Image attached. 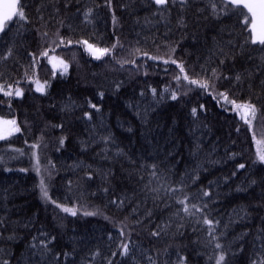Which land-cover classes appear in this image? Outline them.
<instances>
[{"label":"trees","instance_id":"16d2710c","mask_svg":"<svg viewBox=\"0 0 264 264\" xmlns=\"http://www.w3.org/2000/svg\"><path fill=\"white\" fill-rule=\"evenodd\" d=\"M21 3L27 19L0 32V85L23 89L0 92L20 128L0 141V264H261L264 50L241 14L222 0ZM83 40L117 47L96 59ZM180 65L210 88L177 82ZM220 93L256 106L252 129ZM185 196L203 211L183 212Z\"/></svg>","mask_w":264,"mask_h":264},{"label":"snow or ice","instance_id":"6c2138e0","mask_svg":"<svg viewBox=\"0 0 264 264\" xmlns=\"http://www.w3.org/2000/svg\"><path fill=\"white\" fill-rule=\"evenodd\" d=\"M169 0H154V3L157 5H167ZM173 3L176 2V0H172ZM222 3H226L227 5L231 6L233 10L238 11L242 18H243V24L245 25L246 31H247V37L245 39V44H252V45H258L262 47V50H264V0H222ZM213 9L216 8V5L212 4ZM0 32H3L8 25L9 22L13 21V18H18L20 20H26L27 17L24 12V5L21 3V0H6L3 5H0ZM87 16V14H86ZM116 18L113 16V21L115 22ZM46 35V34H45ZM65 43L64 38L59 39V43L57 44V47L60 45H63ZM68 44H71L72 41H67ZM77 43H81L87 47V50L90 52V54L94 55L96 59H100L105 55H111L112 50L117 47L116 44L113 45V49L109 48H96L94 45L89 44L87 40L83 41H77ZM118 43V42H117ZM54 51V49H53ZM11 54V52H9ZM144 55H147L146 53ZM41 56L48 57V62L52 64L53 68H60L64 73L68 70V64L59 57L48 56V51H44L41 53ZM36 57L33 55V60L35 61ZM151 59L156 60L160 59L158 57H151ZM58 61V63H56ZM169 61L165 60L164 63H168ZM172 63H176V61H171ZM134 63V61H132ZM180 71L183 73V77L176 76L174 79L179 82L181 78H183L185 81L188 82L189 85H196L197 87L207 90L210 88V82L208 80H195L190 79L186 72H184L183 65H180ZM27 75V73H26ZM213 76H215V72H213ZM239 79V77H237ZM37 88L36 91L44 92L45 88L44 85H41L39 80L36 81ZM8 90H5L4 85H0V92H3L4 95L7 96H22L23 95V89L16 88L15 90H12V85H8ZM167 91V89H165ZM153 94L156 93V89H152ZM186 94V93H185ZM101 95H103L101 93ZM219 96L224 100L226 104H231L233 106L232 110L239 113L240 119L250 128H253L254 121L257 120V112L256 106L248 103H237L236 100L229 99L227 93H220ZM171 98L173 100L177 99V94L175 92L172 93ZM92 107H95V105H92ZM203 107V106H201ZM197 112V109H192V114L195 115ZM0 125H3V128H0V139H5L7 136H11L14 132H19L20 128L17 126V123L15 120H2L0 121ZM252 137L256 142L257 148V159L260 162H264V138H261L259 140L256 139V132L252 131ZM63 143V141H61ZM155 167V166H153ZM240 168H244L245 165L241 164L239 165ZM37 171H39V167L37 166ZM155 175V173H153ZM40 190L42 193V197L45 200H49V194L47 190V185L44 182V179L41 178L40 181ZM172 191H175L174 189ZM204 195H208L207 192L204 193ZM52 203H56L55 201H52ZM179 203L183 206L182 210L183 212L187 214H194L192 210L196 211H203V209L199 208L195 204L189 205L188 203V197L185 196L183 200H180ZM58 207L62 208V210L66 213H70L71 215L75 216L77 214V211L75 208H69L65 207L63 205H58ZM96 213H85V215H95ZM204 223L211 225V220H204ZM123 232V230H121ZM154 235H158V233H154ZM122 247V254L127 255L129 252V248L127 244L121 245ZM217 248L220 247L219 244L216 245ZM224 257L223 255L220 256L219 261L217 264H220V261H223ZM261 264H264V261L261 262Z\"/></svg>","mask_w":264,"mask_h":264},{"label":"rangeland","instance_id":"374dc122","mask_svg":"<svg viewBox=\"0 0 264 264\" xmlns=\"http://www.w3.org/2000/svg\"><path fill=\"white\" fill-rule=\"evenodd\" d=\"M5 2H6V0H0V5H3V3H5ZM0 11H2V9H0ZM40 84L44 85L45 83H40ZM44 87H45V85H44ZM36 88H37V84H36ZM2 120H14V119L0 117V121H2ZM16 123H17V121H16ZM17 126L19 127L18 123H17ZM3 127H4L3 125H0V128H3ZM15 133L16 132H14L13 134H15ZM8 137H10V136H7L5 139H7ZM5 139H0V141L5 140Z\"/></svg>","mask_w":264,"mask_h":264}]
</instances>
